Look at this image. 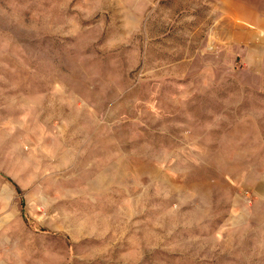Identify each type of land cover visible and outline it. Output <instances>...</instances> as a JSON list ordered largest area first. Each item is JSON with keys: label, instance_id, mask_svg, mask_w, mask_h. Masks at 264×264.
I'll list each match as a JSON object with an SVG mask.
<instances>
[{"label": "rangeland", "instance_id": "374dc122", "mask_svg": "<svg viewBox=\"0 0 264 264\" xmlns=\"http://www.w3.org/2000/svg\"><path fill=\"white\" fill-rule=\"evenodd\" d=\"M215 11L0 0V263L264 264V76Z\"/></svg>", "mask_w": 264, "mask_h": 264}, {"label": "crops", "instance_id": "0c3cea01", "mask_svg": "<svg viewBox=\"0 0 264 264\" xmlns=\"http://www.w3.org/2000/svg\"><path fill=\"white\" fill-rule=\"evenodd\" d=\"M211 1L216 8L214 20L217 28L218 40L214 45L245 46L243 63L248 67L249 77L264 76V4L259 0H206ZM213 1V2H212ZM22 208L3 207L0 209V243L2 251L7 250L10 234L13 236L21 232L25 226ZM6 244V245H5ZM3 264V263H0Z\"/></svg>", "mask_w": 264, "mask_h": 264}]
</instances>
